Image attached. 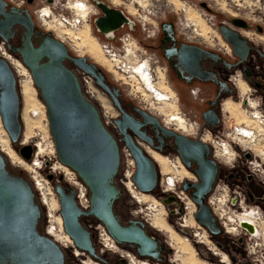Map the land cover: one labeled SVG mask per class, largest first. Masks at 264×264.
I'll list each match as a JSON object with an SVG mask.
<instances>
[{"label":"water","instance_id":"obj_1","mask_svg":"<svg viewBox=\"0 0 264 264\" xmlns=\"http://www.w3.org/2000/svg\"><path fill=\"white\" fill-rule=\"evenodd\" d=\"M100 6L107 14L97 22L102 30L119 26L125 19L120 10L111 9L105 4ZM0 16V36L6 42L14 38L16 26L25 29L22 46L13 47L9 44L10 50L20 54L19 58L30 70L41 93L59 161L72 169L89 191L90 207L85 210L79 204L76 188H68L63 184L55 187L64 229L73 240L74 247L82 253L87 251L97 256L92 230L81 221L82 217L87 216L95 218L96 223H102L115 242L137 247L141 256L158 257L159 242L146 232L145 223L131 220L130 225H124L115 210V204L122 194L116 184L122 163L120 145L106 126L98 106L85 96L79 75L67 62H72L76 68L91 75L97 85L121 106L119 90L112 89L105 82L103 72L86 56L73 55L68 46L52 32L38 29L28 9H8V3L0 0ZM234 20L240 26L246 25L242 19ZM170 25L164 23L162 26L168 32ZM220 31L235 54L245 61L250 51L249 39L226 25H221ZM34 38L38 40L37 45ZM185 47L199 54V57H194V67L199 68L200 72H203L202 58L208 54L219 57L198 45ZM196 73L203 81L214 79L209 74ZM21 105L17 74L9 61L0 57V116L14 144L20 143L23 132ZM143 114L153 118L166 133L176 138L178 151L187 167H192L193 162L197 165L196 173L200 182H186L184 188H195L193 200L198 206L195 213L197 222L212 234H220L222 227L212 207L205 202V196L212 190L219 169L218 162L210 156L209 144L199 139L192 140L162 126L158 117L148 112ZM117 123L125 133L128 128L136 129V125L128 121L126 115ZM125 140L137 164L133 177L135 185L143 192H152L158 185L154 161L127 134ZM15 150L25 160H32L33 145H21ZM49 178L53 180V176ZM42 209L32 183L10 169L6 156L0 150V264H64L65 249L39 228ZM243 224L250 229L246 222Z\"/></svg>","mask_w":264,"mask_h":264},{"label":"flooded vegetation","instance_id":"obj_2","mask_svg":"<svg viewBox=\"0 0 264 264\" xmlns=\"http://www.w3.org/2000/svg\"><path fill=\"white\" fill-rule=\"evenodd\" d=\"M5 1L8 3V9H10L11 7H15V8H19V9H28L31 12V14H32V16L36 22V27L38 29H42L37 24L36 16L34 13V7L37 4L38 0H32V1L26 0V5L21 6V7H18L17 5L11 3L9 0H5ZM95 4H96L97 8L99 9V14L96 13V15L98 14L97 16H91V18H90V21L92 22L91 26H93V29L95 30V32H97L100 36H104V37L106 36L109 39H116L117 44L121 45L122 42L124 41L125 36L124 37H122V35L117 36L116 33H118V31H121L124 28L135 29L134 28L135 23H133L134 21H132V24H131V19H129L130 17L127 15L126 11L123 10L121 7L117 6L116 4L112 3V2L100 0V3L96 2ZM100 4H105L111 9L120 10L122 12V14L125 16V19L122 21V23L119 26L108 28V29L112 30V36H110V37L108 36L107 31L102 30L97 24L99 18L107 15L105 13V11L101 8ZM190 17H191L190 19L192 20V22L196 26H200L202 32H204L203 31L204 26L202 25V23L199 19V16H197L196 14H192V15H190ZM0 18H1V16H0ZM238 19H240V18H238ZM164 23L172 24V25L168 26L170 28V31L167 32L166 30L163 29L162 25ZM226 26H228V27H230V28H232L238 32H240V30H239L240 28H246V29L250 28V26L247 22H246V25L240 26L235 22L234 19L232 20V24H228ZM14 30H15L14 38L11 39L10 42L7 41V46L9 49H10L9 44H12L13 47L22 46V42H23L22 38L24 36L25 29L22 26H16L14 28ZM89 34H90V31H89ZM90 37H91V34H90ZM244 37H246V36H244ZM0 38H2V37L0 36ZM37 41L38 40L36 38H34V42L36 45L38 44ZM249 41H250V43H249L250 44V51H249L248 57L245 61H242V59L235 54L233 47L231 45L230 46L232 47V49L230 47V50L233 51L234 55H233L232 59H229L222 52H220L222 50L221 47L214 48V47L210 46L209 45L210 43L206 42L205 40L204 41L203 40L194 41L191 39V37H189V35L185 36V37L181 36L174 20L170 19V20L163 21L161 23V31H160L159 35L157 36V39L153 42V46H152V48H154L158 52L159 57L161 58V61H160V59L154 60V61L152 60V63H151L152 69L151 70H153L154 73H156L158 71L159 67H161L160 63L161 62L166 63V65L168 66L167 69L169 70V72H167V73H168V75L172 76V82H176L177 84H179L181 86L180 87L181 89L184 88V86L189 87L191 94L195 95V97H198L203 104L205 103V107L199 112V114H197V118L199 119V123L196 124V132L194 134H186L187 132L188 133L192 132L194 130V128H193V126L189 125V121L186 120L182 115H181L182 117H180L179 114H172V115H170V117H168V120H170V121L166 120L167 121L166 123L176 125L178 127V129H180L181 131H184L186 133L181 132L180 130H177L174 126L165 125L162 118L158 117L157 115L152 113L150 110H147L145 107H143L141 105H137L133 100H131V98H128L126 96V93L124 92L125 89L120 86L122 84V82L115 81L112 73H110L101 64H98L95 61H93L91 59V57H89V55L84 54V56H86L88 58L89 62L96 64L98 69L103 72V74L105 76V82L108 85H110V87L112 89L116 88L119 90L118 99L120 101L121 106H118L114 102L113 98L107 92H105L102 88H100L96 83L97 89H98L97 92L102 93V95H104V99L105 100L107 99L108 101L107 100L106 101L109 102L110 105L112 106V108L114 109V111L117 112L115 118H113V120H112L113 121L112 122V124H113L112 129L110 126H109V129L114 134L116 139L118 140L121 152H122V149L124 147L128 148L127 142L125 140V137L127 134L130 138L134 139L136 144L139 145L141 148H143L144 151L149 156H150L149 153H151L152 157L154 158L153 159L150 156L152 158V160L154 161L156 167H157L158 185L155 188V190H153L152 192H143L137 187L138 191H141V192L147 193V194H151V195H154L157 197L169 195V197H171V200L174 199L175 201L178 200L179 202H184L185 200L183 197H187V198H189L190 201L194 202L193 192L195 191V188H189L188 190H185L184 186H185L186 182L189 184L193 183V182H200L198 174L196 173L197 165L194 162H193L192 167H187L184 164L182 157L178 151V146L176 145V138L174 136L166 133V131L163 130V128H161V126L157 122L153 121V118L146 117L143 114V112H148L149 114L158 117L162 126L168 127L171 130H175L178 133H182V134L188 136L192 140L199 139L202 142L209 144V146L211 148L210 156L218 162L219 169H218L217 178L213 184L212 190L205 196V202L212 207V209H213V211H214V213L218 219L219 225L222 227V232L220 234L223 233L224 228L222 226V222L220 221V218L218 217L217 213L215 212L214 206H212V204H211L212 199H210V197L212 196L213 193L217 192V189L219 187V185H218L219 181L223 180V177L227 178L228 181H230L231 186H230V188L229 187L228 188L231 191L230 194H232V197L233 196L237 197V203H240L241 201H244V200L246 203H248V202L250 203V201H251L252 203L258 204L259 206H261L264 209V160L261 159L258 151L254 150L251 147H249V148L244 147V143L242 142L241 139H246L248 142L250 140L247 137H240V136H235L234 134H232V132L235 130V126H237L238 124H241V123L246 124L245 126H247L248 124H250L252 127L257 126L255 123L254 124L252 123V122H256V121H254L253 117L250 116L251 112L258 111V112H261L264 114V49L255 47L253 45V43L251 42V40H249ZM186 45H188V46L198 45L201 48H203L204 50H206L207 52H210L213 54H218L219 57H217V56L212 57L210 54H208L206 57L202 58L201 69L203 72H200L199 68L194 67V57H195V55L197 57H199V54H196L195 52H191V50H187L185 47ZM84 52H87L92 57H94L90 52L86 51V49L84 50ZM14 54L17 57H20V54H18L17 52H14ZM142 54L146 58V54H144V53H142ZM187 55H190V56H187ZM192 56H193V58H192ZM94 58L99 60L98 57H94ZM67 65L70 68H73V69L76 68V66L72 62L68 61ZM22 68H25V67L22 65L18 68V70H19L18 76H20V77H23L21 74ZM237 70H239V71H237ZM196 72L203 74V75L209 74L214 79L208 80V81H203L198 77V75H196L197 74ZM147 74H148L149 81L153 83L151 75L149 73H147ZM155 75H157V73ZM140 78H141V76H140ZM239 79H242L243 82L247 84V86L249 88V93L246 92V94L248 93L247 95H244V93L241 92V90L238 86L239 85ZM22 80L20 82V86H21V94L23 96L22 85H21ZM95 82H96V80H95ZM243 82H242L241 86H243V89H245L246 85H244ZM207 85H212L211 88H212V92H213L211 94V96H209L208 98L206 97V94H205L207 92V89H205V86H207ZM150 86L152 87L153 93L156 92V93H159L162 96H164L165 100L162 98H161V100H163V102L164 101L166 102V103H164L165 105L168 102L169 105L175 106L172 109H174V108L176 109V104L172 99V94H169L167 91H164L161 89L159 91V89L156 88L155 84H150ZM252 88H253L255 93L256 92L259 93V96L257 93H256L257 96H255L256 94H254V92H252ZM97 97H98V95L94 99L96 101H94V100H92V101L98 106L102 116H104L101 105L97 101ZM237 97H238V102L240 103L241 107L245 109V113L247 116V117H245V118H247V120L242 121L240 123H237L236 119L233 120L234 118L232 119L231 115L228 116L227 120L224 119L223 118L224 115L222 112L224 110V104L226 103V109L232 113L236 112V114H237L238 113L237 112L238 106L236 104H238V102L235 101L237 103H233L234 100H237ZM254 97H257V98H254ZM156 98H158L160 100V98L158 96ZM229 98L232 99L233 101L226 102L225 100H227ZM251 99L256 100V102H257L256 107L254 106L255 104L254 105L251 104V102H252ZM161 109L163 110V107H161ZM125 115H126V119L128 121L133 122L136 125L135 130L133 128H128L126 130V133L122 131L119 124L117 123V120L122 119ZM206 115H207V117H206ZM189 127L191 130L189 129ZM206 134H211L212 136H217V137L226 139V141H228L230 144L229 148L231 150H234V153H235L234 156L230 158L228 153H224V154H228V155L223 156V157H222V155H217L215 153V148H214L213 144L211 143V141L205 139ZM261 138H263V137H261ZM254 142L255 141L252 140V142H251L252 145H254V146L256 145L258 147L262 146V145H260V144H262L261 142H259V144L257 142L258 145L255 144ZM163 156L170 161H178V162H181L182 164H184L185 167L183 166L181 173L185 174L188 177H189L188 174L191 173L192 179H190V180L184 179L183 182L179 183L173 190L164 189L161 186L162 185L161 182L165 176L162 175L161 167L157 163L159 161L162 164V167L164 168V170H168V167L164 161ZM256 161L258 162L259 166H257ZM222 162L223 163H225V162L229 163L230 169L229 170L223 169V166L221 164ZM164 163H165V165H164ZM125 166H123V161H122L118 176L116 178V184L118 185L119 180L122 184L121 186L118 185V187L121 189L122 194H121L120 199H118L116 204H115V210L118 213V216L120 217V220L124 225H130L131 220L142 221L145 223L146 232L150 236L154 237V239L158 240V242H159L158 257L141 256L137 250V247L130 245V244L118 243L119 246L115 244V247H112V245L110 246V242H109L108 245L110 246L111 249H114V250L115 249H121L122 251H123V249L129 250V252L133 253L130 256H132V258L136 264H142V262H140V261H144L142 259H148L149 262L147 260H145L148 262V264H160V262L168 260V259L165 260V256L174 255V254H172L174 249L168 245V240L166 238H164L163 235L161 233H159V231L153 229L151 227V225L155 228H158L159 230L169 228V226L162 219V214L160 213L161 210H157V212H155L153 217L149 220L151 225L148 224V222L144 219L143 215H141V216L137 215L135 217L133 215L134 212L132 213V215L130 217L126 218V216L124 215V213L120 209L121 208L120 207V201L124 198V190L122 188L124 186L125 180L127 179ZM136 169H137V164L135 161L134 174L132 177H134V175L136 173ZM179 188L182 189L180 191V193L184 194L185 196L182 197L180 195L179 191H177ZM167 192H169V193H167ZM146 197L147 196H145V199H147ZM163 201H165V200H163ZM194 204L196 205V210H195V213H196L198 210V206L195 202H194ZM237 207H240V206L238 205ZM138 212L139 211L137 210L136 213H138ZM195 213H194V216H195ZM171 214L174 218H180L182 221V222L178 221V222L173 223L174 225H176L178 227L179 232H182V233H185V234H188L191 236V232L184 231L179 226V224L184 223L183 221L185 220V218L181 217V215H182L181 211L180 210H172ZM247 215H248V213H247ZM86 217L87 216H85V218ZM83 218L84 217H82L81 221L84 224ZM88 218H91L93 220V222L96 221V219L93 217H88ZM45 222H46L45 211L42 209V217L40 219V227L39 228L42 232L47 233V228H46L47 225L45 224ZM62 225H63V219H62ZM199 225H201V224L199 223ZM59 226H60V224H59ZM203 228L206 229V231L209 233V241H206L205 243H202V244H198L197 241L195 240L196 243H194V244L196 246H201V245L206 246L207 250L209 251L207 254H211L212 256H216L219 253L222 254L221 256H222L223 260L226 261V259H228V258L230 259V262L227 263V264H230L231 258L229 257V255H227L226 253H223L219 250H217L215 253L214 252L215 250H213L214 248H216V246L213 244V242L216 245H218L219 247H222L221 246L222 244L217 241V238L220 234H218V235L212 234L207 228H205V227H203ZM53 229H55V228H53ZM92 229H94V227ZM61 230L62 229L59 228L58 232H60ZM58 232L53 236L59 235ZM91 232H92L93 243H94V246L96 248L97 256L89 254L85 251H84V253H82L81 251L79 252V250L77 248H74L75 252L77 251V253H75L74 251H65L64 264H99L95 261L100 262V264H130L129 260L127 258H125L124 256H122L121 254H119V253L114 254L113 252L111 253L109 250L103 249V244H102L101 240H100L101 247H98V245H99L98 244V242H99L98 241V232L95 231V229L92 230ZM228 232H229V230H228ZM56 240H59V238ZM69 242L71 243V240H69ZM183 242L186 243L188 251L186 250L185 252H187V253L185 254L184 250L182 249V246H181V252L182 253L177 254V256L174 257V260H178L180 264H206L207 263L206 261H203V260L202 261L206 262V263H203L200 261L201 259L196 255V251L192 248V246L190 245L189 240L187 238H185L182 241V243ZM208 243H211L213 246L209 245ZM124 253H126V252H124ZM198 253L201 256H205V253H203V251L198 252ZM108 254L113 255V256H109ZM134 254L140 259L135 257ZM229 254L231 255L230 252H229ZM117 256H119V257H117ZM126 256H128V255H126ZM174 260L173 259L168 260L169 262H167V264H169V263L174 264ZM207 264H209V263H207Z\"/></svg>","mask_w":264,"mask_h":264},{"label":"rangeland","instance_id":"obj_3","mask_svg":"<svg viewBox=\"0 0 264 264\" xmlns=\"http://www.w3.org/2000/svg\"><path fill=\"white\" fill-rule=\"evenodd\" d=\"M73 3L77 0H72ZM84 1V0H80ZM103 1H109V2H115L117 6L121 7L123 10L126 11L127 15L134 21L135 29H128L124 28L121 31H118L116 33L117 36H127L129 33L131 34V39L134 41L133 44L137 46V52L139 54H146L143 56L142 54V59L147 60L150 65L152 63V60H158L161 58L159 57L158 52L152 48L153 42L157 39V36L159 35L161 31V23L166 20H174L175 24L178 28V31L181 36L185 37L188 36L191 37L192 40L194 41H199V40H205L206 42L210 43L209 45L216 48V47H221V51L227 58L232 59L233 57V51L230 50V44L224 39L221 31H220V26L221 25H228L232 24L233 19H243L245 20L250 28H240V32L246 36L255 47L262 48L264 49V0H175L173 2L172 0H146L144 5H140L139 3H133V10H129L127 8L126 3H130V0H103ZM88 5L92 7L93 2L92 0H88ZM36 7V6H35ZM34 7V8H35ZM94 10H97L96 13L99 12L98 8L96 6L92 7ZM184 8L186 11H184ZM68 11L71 9H67ZM74 10V9H73ZM191 12L193 14H196L199 16V19L204 26L203 31L201 30L200 26H196L192 20L190 19V14ZM96 13L91 14L90 16H97ZM91 18V17H90ZM37 24L45 31H50L52 32L57 38L62 40L70 49L71 53L73 55H89L91 59L98 64H101L103 67H105L109 72L112 71H118V75L121 78L122 84L120 85L122 88H124V92L126 93V96L128 98H131L137 105H141L145 107L147 110H150L152 113L157 115L158 117L162 118L163 122L167 126H174L177 130L178 127L173 124H167L166 120H168V117L172 114H179L182 115L183 117L186 118V120L189 121V125L193 126L194 130L192 132H184L186 134H194L196 130V124L199 123V119L197 118V114L205 107V103L203 104L198 97H195V95L191 94L189 87L180 88L181 86L177 84L176 82H172V76L168 75L167 72L169 70L167 69L168 66L166 63L161 62L160 69H164L165 72L161 71L162 77H159L158 73L155 75L154 71L152 70L153 73V78L156 79H163L160 81L159 86L153 82H150V84H155L156 88L164 91H167L169 94H172V99L176 104V109H172L175 107L174 105H165V101L159 100L158 98L155 97V95L152 93L153 96L147 91L145 93L144 89L141 87L146 86V88H149L147 83L145 82L144 79H141V81L138 78H134L131 76L129 72H125L124 69H121V67L116 65H112L107 58L104 55L103 52V44H107L110 47H113V51L117 53L116 55L118 57H124L126 54L125 51H123V42L121 45H118L116 42V39H109L108 37L100 36L95 30L93 29V26H91L92 22L90 19L87 22H84L82 26H80L79 32L80 36L83 33L84 29H88L91 34V39L96 43L97 51L101 53V57L99 60L95 59L92 57L89 53L83 51H79L77 46L74 45L72 42V46L69 45L68 39L65 37V32L63 31L64 29L61 30V28H58L57 26L53 25V22H49L48 25L49 27H52L50 29L46 25L41 24V20L39 21L36 18ZM88 24L89 26L85 25ZM85 27V28H84ZM93 29V30H92ZM66 31V30H65ZM126 33V34H125ZM137 41V42H136ZM232 49V47H231ZM137 53V54H138ZM139 58V56H138ZM140 59V58H139ZM125 61L124 58H122V62ZM122 62L120 65H122ZM23 66L26 68L27 74L24 77H20L17 75L18 78V87L20 90L21 94V86L20 82L21 80H30L32 82V86L34 87V98L35 101L34 103L37 104V109L32 110L34 103L31 100H28L27 98H24L21 94V121L23 124V132L22 136L20 139V143H12L10 140V136L6 130V128L3 125V122L1 120L0 116V134L8 138L10 140V146L11 148L15 151L17 155V160L11 159L3 150L1 143H0V150L2 149L4 155L6 156V159L8 161V165L10 169L17 174L23 175L25 178H27L32 185L34 186L37 195L39 197V203L41 204L42 208H44L45 211V216H46V222L45 224L48 226V208L49 207L51 210L54 209L55 211V217L56 221L58 224L59 219L62 220L61 216V206L59 202V198L57 193L55 192V186L58 183H61L63 180H61L60 174L64 171L66 173L70 172L69 169L62 167L58 165V155L56 151V147L53 141V137L50 131V125H49V120H48V114H47V108L42 100L41 93L36 86L30 70L24 65L23 62H21ZM152 67V65H151ZM239 71V70H237ZM111 73V72H110ZM235 73V72H234ZM17 74V73H16ZM113 74V72H112ZM170 74V73H169ZM115 79V78H114ZM118 82V81H117ZM144 85H143V83ZM243 80L239 79V88L241 92L244 93V95H247L249 93V88L246 83L243 82L244 85H246L245 89H243V86H241ZM151 87V86H150ZM161 87V88H160ZM212 85H207L205 86V89H207L206 97L208 98L211 96L212 92ZM253 87V86H252ZM151 91L152 88H150ZM246 92H248L246 94ZM252 92H254L252 88ZM257 93V92H256ZM254 92V94H256ZM147 94V95H146ZM204 94V95H205ZM259 96V93H257ZM257 94L255 96H257ZM104 96V95H103ZM156 98L158 101H155ZM257 98V97H254ZM104 99V98H103ZM94 100V99H93ZM252 100V99H251ZM96 101V100H94ZM108 101V100H107ZM226 102L228 101H233L232 99H227L225 100ZM238 102V97L237 100H234L233 103ZM256 103V100H252ZM109 108H110V115L115 118L117 112L114 111L110 103L108 102ZM107 105V106H108ZM238 106V113L236 112L232 113L226 109V103L224 104V110L223 112V118L228 119V116L231 115L232 119L237 121V123H240L242 121L247 120L245 109L241 107L240 103L236 104ZM163 107V110L161 109ZM170 107V108H169ZM167 108V109H166ZM162 111H161V110ZM165 110V111H164ZM160 111V112H159ZM109 117V120L113 122V117ZM239 117V118H238ZM170 121V120H168ZM109 123L111 129H112V123ZM248 122V121H247ZM112 124V125H111ZM190 129V127H189ZM191 130V129H190ZM26 136H29V139H25ZM261 137H264V135H260ZM43 137V138H42ZM45 137V141H44ZM252 138V137H251ZM264 139V138H263ZM261 139L260 142L262 146H251L249 147L253 148L256 151H261L264 149V140ZM38 141L40 142H46L47 144L49 143L47 147V154H40L39 153V146L38 143L37 145L34 146L35 143ZM252 142V139L250 140ZM23 144H31L34 146V155L35 152L37 153V158L35 159V156L33 155L32 160L28 161L25 160L22 156H20L16 152V148L19 149V147ZM36 147V148H35ZM248 147V148H249ZM55 149V153L49 152L51 149ZM234 151V150H233ZM263 152V151H262ZM52 153V154H51ZM149 153V152H148ZM151 155V153H149ZM235 153L232 154V157L234 156ZM152 156V155H151ZM261 158L264 157L263 155H260ZM153 158V157H152ZM239 158V157H238ZM33 160H35L33 162ZM236 161V160H235ZM35 162H40L42 168L37 167ZM223 166V169L229 170L230 169V164L229 163H221ZM125 160L123 161V166H125ZM128 167L127 165L125 166V171H127ZM50 174L54 175V180H51L48 176ZM191 176V174H188ZM63 176V175H62ZM65 176H63L64 179ZM39 179V182L41 185H37L36 179ZM40 179L43 181L41 182ZM184 180V178H183ZM179 181V183L183 182ZM126 182V180H125ZM39 183V184H40ZM118 185H122L120 180L118 181ZM219 187L217 189L216 193H213L210 199L214 200L217 204H215L217 211L219 212H227L222 219H220L221 222H226L228 217L232 215L235 212H240L242 209L237 207L240 203L237 204H232V194H230V186L231 183L228 181L227 178L223 177V180L219 181ZM163 188H165V184L161 185ZM40 187V188H39ZM45 188V195L47 199L50 200L49 203H47L44 200V192L42 188ZM229 187V188H228ZM124 190V198L120 201V209L124 213V215L127 217H130L132 213L136 212L137 210L139 211L137 214H146L148 211V207L152 204H154L155 209H151V213L157 212V210H161L160 213L162 214V219L166 222V224L169 226V228L162 229V230H157L153 226H151L153 229L159 231L163 235L164 238L168 240V245L174 249L173 253L174 255L170 256H165V260H171L174 259L177 254L182 253L181 252V246H182V241L187 238L189 240L190 245L192 248L196 251V255L201 259L200 261H206L209 264H227L230 262V259L223 260L222 256H212L211 254H207L209 251L207 250L206 246L201 245V246H196L194 243L195 241V236L193 235L196 231H203L202 229L198 228V222L195 219L194 213L196 210V205L195 209L192 210V206H194L193 201H189L186 199L184 202H179L178 200H171V197L169 195L167 196H162V197H157V196H147L146 198L148 199L147 201H143L142 203H138L130 194V192L123 186L122 188ZM237 189V188H236ZM182 189L179 188L177 191H181ZM226 191V193H225ZM43 192V194L41 193ZM49 192L50 194L47 195L46 193ZM169 193V192H167ZM172 194V193H171ZM184 196V194H183ZM41 197V198H40ZM224 200L225 203L222 205H219V200ZM165 200V201H163ZM53 203V204H52ZM252 203V202H251ZM249 203V206H252L253 208L256 207L257 204H251ZM218 205V206H217ZM142 210V211H141ZM172 210H180L182 215L181 217L187 218L190 220V225L187 226L186 230L188 229L189 232H191V236L182 232H179L178 227L174 225V222H182L180 218H174L171 214ZM220 214V213H219ZM93 220L88 217L83 218L84 224L92 229L95 225L92 222ZM229 222V221H227ZM230 223V222H229ZM173 224V225H172ZM192 225V226H191ZM61 226V224H60ZM181 228H184L181 224H179ZM223 226V224H222ZM235 226V224H233ZM63 228V229H62ZM60 232L54 236L56 239L59 238V240H55L62 244L63 248L64 246L66 247L67 240H70V236L65 232L64 229V224ZM224 228V226H223ZM56 229V228H55ZM184 230V229H183ZM96 231V230H95ZM194 232V233H193ZM69 236V237H68ZM64 239H63V238ZM67 239V240H66ZM100 236L98 235V247H101V242H100ZM209 239V238H208ZM72 240V239H71ZM217 241L220 242L222 247H219L216 245L214 242L213 244L217 247L216 249L214 248L213 250H219L223 253H226L229 255L231 258V263L230 264H261L258 260L261 258V256H257V254H264L261 251L262 245H256V242H261L259 238H250L249 235L246 236L243 231L240 232L238 230L236 233H227L225 228L222 234H220L217 238ZM72 242V241H71ZM212 242V241H211ZM64 244V245H63ZM71 244V243H70ZM202 244V243H198ZM209 245H212L211 243H208ZM261 244V243H260ZM213 246V245H212ZM219 248V249H218ZM247 248H249V253L247 252ZM65 251H74L73 249H68L67 247L64 248ZM123 249V248H122ZM263 249V248H262ZM109 250V249H107ZM117 250V251H116ZM124 250V249H123ZM127 250V249H126ZM111 253L113 252L114 254H121L122 250L121 249H111L109 250ZM129 251V250H127ZM203 251L205 253V256H201L198 252ZM231 253V255L229 254ZM186 254L187 252L184 251ZM133 254V253H132ZM109 255V254H108ZM107 255V256H108ZM135 255V254H134ZM113 256V255H109ZM136 256V255H135ZM119 257V256H117ZM168 257V258H167ZM168 260L160 262V264H167L169 262ZM203 260V261H202ZM89 261V260H88ZM100 264V262L95 261ZM203 262V263H206ZM206 263V264H207ZM170 264V263H169ZM173 264V263H171ZM174 264H180L178 260H174Z\"/></svg>","mask_w":264,"mask_h":264},{"label":"bare ground","instance_id":"obj_4","mask_svg":"<svg viewBox=\"0 0 264 264\" xmlns=\"http://www.w3.org/2000/svg\"><path fill=\"white\" fill-rule=\"evenodd\" d=\"M71 1V3L73 4V1L72 0H70ZM114 1H117V0H114ZM145 1L146 0H130V3H126V5H127V8L129 9V10H133L134 9V7H133V3L135 2H137V3H139L140 5H144L145 4ZM173 1V0H172ZM97 2L98 3H100V0H97ZM173 2H175V0L173 1ZM113 3H115V2H113ZM117 3H118V1H117ZM74 7H75V10H76V12L78 13V15H81L83 18H84V22H87L89 19H90V14H94V12H95V10L93 9V8H91L90 6L89 7H87V4H86V2H84V1H80V0H77V1H75V3H74ZM84 8V9H83ZM184 11H186L185 10V8H184ZM43 12L44 13H47L48 12V7L46 6L45 7V9L43 10ZM193 13L191 12V14L190 15H192ZM129 19H131V18H129ZM132 19H131V24H132ZM42 24L43 25H46L47 24V22H46V20H44L43 22H42ZM50 25H48L47 24V27H49ZM86 26H89L88 24H86L85 25V27ZM84 27V28H85ZM50 29H52V27H49ZM107 34H108V36L110 37V36H112V30L111 29H107ZM73 39H74V41H73V43H74V45L75 46H77V47H79L78 48V50H80V51H83V49L85 48L86 49V51H88V52H90L94 57H98V58H100L101 57V53H99L98 51H97V45H96V43H94V41L91 39V37H90V34H89V31H88V29H84L83 30V33L81 34V36H80V32H79V36H75V37H73ZM102 48H103V52H104V55H105V57L107 58V60L112 64V65H116L117 64V66H119V67H121V69H124V71L125 72H129L130 74H131V76H133L134 78H138L140 81H141V79L139 78L140 76H141V78L142 79H144L145 80V82L147 83V85H148V87L149 88H146V86L144 85V83H143V85H144V87H141L142 89H144V91H145V93L148 91L150 94H151V96H153L152 95V91L150 90V88H152V87H150V84H149V78H148V74L147 73H149L150 75H151V77H152V81L157 85V87L159 86V83H160V81L161 80H163L162 78L161 79H158V78H156V79H154L153 78V73H152V67H151V65H150V63L147 61V60H145V59H142L141 60V58H142V54H139L138 52H137V46H136V44L134 45L133 43H132V46H130V45H128V49H127V53L124 55V57H118L116 54L117 53H114L113 51H111L110 50V46H106V44H103V46H102ZM84 49V50H85ZM138 53V54H137ZM2 55L9 61V63L11 64V66L13 67V69L15 70V72L17 73V75H18V72H19V70H18V68L20 67V66H22L23 64L21 63L22 61L21 60H19V59H17L15 56H13L10 52H8V51H5L4 53H2ZM83 56V55H82ZM138 56H139V58H138ZM122 58H124L125 59V61H123L122 62ZM122 62V65H120V63ZM97 63V62H96ZM164 69H160V67H159V69H158V71H157V73H158V75H159V77H162V76H160L161 75V71H163ZM21 74H22V76L24 77L26 74H27V72H26V69L25 68H22L21 69ZM111 73L113 72V76H114V78H115V81H118V82H121V78H120V76L118 75V71L116 72V71H110ZM163 72H165V70L163 71ZM164 81V80H163ZM19 84V83H18ZM22 93H23V97L24 98H27L28 100H31L33 103H34V101H35V98H34V87L32 86V82L30 81V80H22ZM159 92V91H158ZM154 95H156V96H158L160 99L162 98V99H164L165 100V98H164V96H162L161 94H159V93H153ZM97 95H98V97H97V101L99 102V104L101 105V108H102V110H103V115H104V118H106V119H109V117H111L112 116V114L110 115V108H109V105H108V102L105 100V99H103L104 98V96L102 95V93H98L97 92ZM147 95V94H146ZM155 96V97H156ZM154 99H156V98H154ZM155 101H158L159 102V100H155ZM251 102V101H250ZM251 104L252 105H254L255 107L257 106V102L255 103L254 101H252L251 102ZM108 105V106H107ZM167 105H169V104H167ZM171 106V105H170ZM170 108V107H169ZM37 109V104H35L34 103V106H33V108H32V110H36ZM160 112V111H159ZM256 113H258V112H256ZM113 117V116H112ZM180 117H182L181 115H180ZM114 118V117H113ZM185 118V117H184ZM186 119V118H185ZM108 122H109V120H107ZM112 123V122H111ZM253 124L254 123H256V125H258V123L257 122H252ZM112 125V124H111ZM195 132H196V130H195ZM252 137V138H251ZM250 137V139L249 140H254L255 142V144H257V142H258V144H259V142H260V138H258V136H251ZM43 138V137H42ZM25 139H29V136H26V138ZM242 140V142L244 143V147H249V145H251V146H253L252 145V143L250 142V141H248L247 142V140L246 139H241ZM44 141H45V137H44ZM54 141V140H53ZM40 141H38L37 143H35L34 144V146L35 145H37L38 143H39ZM0 143H1V146H2V148H3V150L5 151V153L11 158V159H13V160H17V155H16V153H15V151L11 148V146H10V140L8 139V138H5V137H3L1 134H0ZM55 144V143H54ZM257 144V145H258ZM23 145H28V144H23ZM48 145H49V143L47 144V142H46V145H45V142H40L39 144H38V146H39V153L40 154H47V147H48ZM33 146V147H34ZM256 146V145H255ZM56 147V146H55ZM36 148V147H35ZM2 149H1V151H3ZM263 151V152H262ZM49 152H52V153H55V149L53 148V149H51V151H49ZM222 152H225V153H228L229 154V156H230V158L232 157V154L234 153V151L233 150H231L229 147L228 148H224L223 150H222ZM259 152V154L260 155H263L264 154V150H261V151H258ZM51 153V154H52ZM35 159L37 158V153L35 152ZM151 156V155H150ZM152 157V156H151ZM164 157V156H163ZM154 159V158H153ZM262 160H264V157L263 158H261ZM35 160H33V162H34ZM164 161H165V163H166V165H167V167H168V170H164V168L162 167V164L158 161L157 163L160 165V167H161V172H162V175L163 176H166V175H168V174H170V173H172V175H173V177H172V179H170V181L171 182H176V179L177 178H184V179H186V180H190V179H192V174H191V176H186L185 174H182L181 173V170H182V168H183V166H184V164H182L181 162H179V165L177 164V162L175 161V162H171L170 160H168L167 158H165L164 157ZM36 164V166L37 167H39V168H42V166H41V164H40V162L38 163V162H35ZM58 165H60V166H62V167H65V168H67V169H69L70 170V172H68V173H66V172H62L61 174H60V177L63 175V176H65L64 177V179H63V181L61 182V183H58V184H63L64 186H66V187H68V188H76V189H78V191H79V194H78V200H79V203H80V205H82L83 207H87V204H88V197H89V195H88V191L85 189V187H83L82 186V184H81V182H80V180L77 178V176H76V174H75V172L72 170V169H70L69 167H67V166H65V165H63L59 160H58ZM165 163H164V165H165ZM256 164H257V166H259V164H258V162L256 161ZM185 167V166H184ZM51 176H53V180H54V175L53 174H50ZM49 175V176H50ZM48 176V177H49ZM129 176H130V173L128 172V174H127V179H126V182L124 183V186H125V188L130 192V194H131V196L138 202V203H142L143 201H147L148 199H145V196H152L151 194H147V193H143V192H141V191H138L136 188H135V186H134V184H133V182H132V180H131V178H129ZM176 177V178H175ZM43 180V179H42ZM41 179H40V181L41 182H43ZM36 182H37V185H41V183L39 182V179L37 178L36 179ZM40 183V184H39ZM58 184H56V185H58ZM56 187V186H55ZM40 188V187H39ZM45 188L43 187L42 188V190H43V192H44V194H43V192H41L42 194H43V198H44V200L43 201H46L47 203H49L50 202V200L49 199H47V197H46V195H45V190H44ZM168 190H172L171 189V184H169V186H168ZM56 192V191H55ZM225 193H226V191H225ZM47 195H49L50 193L49 192H47L46 193ZM180 195L182 196L183 194L182 193H180ZM152 197H154V196H152ZM183 197V196H182ZM41 198V197H40ZM59 198V197H58ZM184 198V200H186V199H188L189 200V198H187V197H183ZM190 201V200H189ZM217 204L214 200H211V204H212V206H214V209H215V212L217 213V215H218V217L220 218V219H222L223 217H224V215L227 213V212H225V211H221V212H219V211H217V209H216V205L215 204ZM223 203H225L224 202V200H219V205H222ZM53 204V203H52ZM218 206V205H217ZM48 208V215H47V217H48V223H49V229L47 230V233H49V235L51 236V237H53V239H54V236L53 235H55L58 231H59V228H62L63 227V225H62V220L61 219H59V221H58V223L59 224H61V226H59V224H57V221H56V217H55V211H54V209L53 210H51L49 207H47ZM149 209H148V211L146 212V214H137L136 212L133 214L135 217L138 215V216H141V215H143V217H144V219L148 222V224L149 225H151L150 224V219L153 217V215L155 214V213H151V209H155V206H154V204H152V205H150L149 207H148ZM240 209H241V207H239ZM195 209V204H194V206H192V210H194ZM142 211V210H141ZM220 213V214H219ZM247 213H248V215H247ZM246 215V216H245ZM227 221H229V222H227ZM227 221L226 222H222V224H223V226H224V228H225V230H226V232L227 233H236L238 230H240V232L242 231V229H243V222H246L247 223V226L248 227H250V232H252V233H255V236H256V238H259L260 240H262V241H264V215L263 214H261L260 212H258V210L256 209V208H253V207H251V208H247V209H242L240 212H235V213H233L232 215H230L229 217H228V219H227ZM184 223H181V225L184 227V228H182V229H184V231H187V232H189L188 231V229L186 230V228H187V226H189L190 225V220L189 219H185L184 221H183ZM64 224V223H63ZM233 224H235V226H233ZM152 226V225H151ZM192 226V225H191ZM198 226V228H200V229H202L203 231H196L193 235L195 236V240L197 241V243H205L206 241H209V233L206 231V229H204L201 225H197ZM53 228H56V229H53ZM155 228V227H154ZM63 229V228H62ZM98 231H100L99 232V236H100V240H101V242H102V244H103V249H105V250H107V249H109V250H111V248H110V246L112 245V247H115V244L116 245H118V243H116L113 239H112V237L109 235V233L108 232H106V230L100 225V226H98ZM157 230H159L158 228H156ZM53 230V231H52ZM228 230H229V232H228ZM192 234V233H191ZM69 237V236H68ZM70 238V237H69ZM252 238H254V237H252ZM55 240V239H54ZM67 240V239H66ZM70 240H71V238H70ZM56 241V240H55ZM67 241H69V240H67ZM72 242H71V244H69V243H66L65 245H66V247L68 248V249H73V248H76V247H74V243H73V240H71ZM57 242V241H56ZM110 242V246L108 245V243ZM62 245V244H61ZM64 245V244H63ZM119 246V245H118ZM186 246V247H185ZM63 247V246H62ZM65 246H64V248H66ZM73 247V248H72ZM172 247V246H171ZM217 248V247H216ZM215 248V249H216ZM182 249L184 250V251H188V249H187V245H186V243L185 242H183L182 243ZM219 249V248H218ZM114 250V249H113ZM220 250V249H219ZM74 252H75V249H74ZM80 252V251H79ZM85 252H87V251H85ZM124 252H126V253H124ZM215 253H216V250L214 251ZM219 252V251H218ZM75 253H77V251L75 252ZM87 253H89V252H87ZM90 254V253H89ZM132 253L131 252H129V251H127V250H123L122 251V253H121V255L122 256H124L125 258H127L128 260H129V262H130V264H136L135 262H134V260H133V258H132V256H130ZM126 255H128V256H126ZM222 254H218L217 256H221ZM135 257H137V256H135ZM138 258V257H137ZM138 259H140V258H138ZM142 260H144V261H140V262H142V264H148V259H142ZM145 260H147V261H145ZM174 260V259H173ZM139 262V263H140Z\"/></svg>","mask_w":264,"mask_h":264},{"label":"built area","instance_id":"obj_5","mask_svg":"<svg viewBox=\"0 0 264 264\" xmlns=\"http://www.w3.org/2000/svg\"><path fill=\"white\" fill-rule=\"evenodd\" d=\"M9 1L11 3L17 5L18 7L26 5V0H9ZM84 2H86L87 7L90 6V5H88V0H84ZM92 2H93L92 7L96 6L95 3L97 2V0H92ZM35 6L36 7L34 8V13H35L36 18L39 21L41 20L40 21L41 24H42V22L44 20H46L47 24L49 22H53L54 26H57L58 28H61V30L64 29L63 31L65 32V37L68 39L67 41H69V45H71L72 42L74 41L73 37L79 36V29H80V26H82L84 24V18L81 15H78V13L75 10L74 3L72 4L70 0H38L37 4ZM46 6L48 7V12L44 13L43 10L45 9ZM68 8L71 9V10L68 11L67 10ZM96 11L97 10H95L94 13H96ZM131 38L132 37H131L130 33L127 36L124 37L123 51H125V53H127L128 45L132 46V43L134 42ZM106 46H108V45L106 44ZM110 50L113 51V47H110ZM5 51L10 52L17 59L21 60L19 57H17L8 48L7 42L3 38H0V57L5 58L2 55V53H4ZM74 70L76 71V73L80 77L82 88H83V92H84L85 96L88 99H90V100L95 99L96 96H97V90L98 89H97V85H96V82H95L94 78L91 75L87 74L86 72H84L83 70H81L79 68H75ZM256 112H258V111L251 112L250 116H252L253 120L258 123V125H257L258 127L257 126L252 127L250 124L245 126L246 124L241 123V124H238L237 126H235V130L232 132V134H234L235 136L247 137L248 139H250L251 136H258V138L263 139L264 137L261 138L260 135H262V134L264 135V129H263L264 128V114L261 113V112H258V113H256ZM103 120H104L106 126L109 128V126H110L109 123L111 121L109 119L104 118V116H103ZM107 120H109V122ZM205 139L211 141V143L213 144V146L215 148V153L217 155H222V157L228 155V154H224L225 152H222V150L224 148H228L230 146L229 142L226 141V139L220 138V137H217V136H212L211 134H206L205 135ZM121 153H122V161L125 160V164L128 167V169L126 171V178H127L128 172H129L130 173L129 178H131L135 188L137 189V186L135 185V183L133 181V177H132L133 174H134L135 159L132 156L130 150L128 148H126V147H124L122 149ZM171 162H175V161H171ZM176 162L179 165V162L178 161H176ZM76 176H77V174H76ZM172 177H173V175H172V173H170V174L166 175L162 179V182H161L162 185L165 184V186H166L164 189L168 190V186H169V184H171V189L173 190L179 184V181L183 180V178H177L176 182H171L170 179H172ZM77 178H78V176H77ZM80 182H81L82 186L85 187V189L88 191L87 187L82 183L81 180H80ZM78 194H79V191H78ZM88 195H89V191H88ZM232 198H233L232 201H231L232 204H237V197L233 196ZM88 200H89V197H88ZM250 203H251V201H250ZM251 204H254V203H251ZM80 206L83 209L88 210L89 207H90V200L88 201L87 207H83L82 205H80ZM239 206L241 207V209H247V208H251L252 207V206H249V202L246 203L245 200L241 201ZM255 208L258 210V212H260L261 214L264 215V209L261 206H259L257 204ZM93 224L95 225L94 229L98 232V235H99V232H100V231L97 230L98 226L101 225L106 230L105 226L102 223H96V221H95V222H93ZM46 228L48 230L49 229V225ZM242 231H243V233L246 236L249 235L250 238H252V237L256 238L255 233L250 232V230L247 227H243ZM106 232H108V231L106 230ZM260 243L256 242V245H262L263 247H261V251L263 252V250H264V241L261 240ZM246 250L249 253V251H250L249 248H247ZM257 256H261V258H259L258 261L259 262L261 261L260 263L264 264V254L263 253L259 254V255L257 254Z\"/></svg>","mask_w":264,"mask_h":264}]
</instances>
